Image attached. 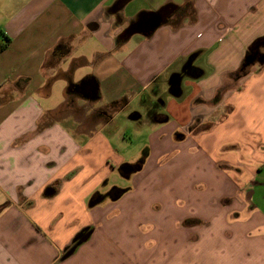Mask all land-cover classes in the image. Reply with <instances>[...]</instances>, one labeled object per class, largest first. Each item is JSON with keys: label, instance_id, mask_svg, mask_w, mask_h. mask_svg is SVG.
I'll list each match as a JSON object with an SVG mask.
<instances>
[{"label": "crops", "instance_id": "1", "mask_svg": "<svg viewBox=\"0 0 264 264\" xmlns=\"http://www.w3.org/2000/svg\"><path fill=\"white\" fill-rule=\"evenodd\" d=\"M164 8L171 14L151 35L122 36ZM263 35L264 0H0V264H264V68L227 85ZM83 85L94 93L77 92ZM135 102L142 110L128 120L138 127L170 125L172 111L186 120L157 137L160 152L191 141L213 166L191 183L196 210L175 218L206 233H170L168 211L142 218L134 201L103 232L85 218L112 194L87 206L108 172L131 179L150 155L125 173L111 145L125 141L116 118ZM202 117L209 129L179 135ZM73 170L94 179L89 189ZM133 222L131 236L114 234ZM144 235L154 248L141 253Z\"/></svg>", "mask_w": 264, "mask_h": 264}, {"label": "rangeland", "instance_id": "2", "mask_svg": "<svg viewBox=\"0 0 264 264\" xmlns=\"http://www.w3.org/2000/svg\"><path fill=\"white\" fill-rule=\"evenodd\" d=\"M263 37L264 35L258 38ZM252 54H257L258 58H261L262 56L264 57V43H260L254 50V52H252ZM262 68H264V63L261 65L258 62L255 66L251 67L247 71V76L257 74ZM239 70L236 71L233 76L230 77V79H228L230 80V83H227V85H229V87L232 86L231 88L234 90L239 87L241 83V77L245 76L244 73H241ZM190 90L191 89H189V91L187 90L189 97L192 94V91ZM171 100L172 99H170V101ZM216 101L220 102V97ZM176 103H178V106H181L180 101H177ZM171 107L172 110H174L175 106L171 105ZM132 108V111L128 110L126 112L119 113L116 118V123L118 125L116 127L120 128V131L122 133H128V135L123 142L111 141L114 155L124 160V164L130 166H141L142 163L139 162V160L143 157L144 150L147 147L151 149L150 155L146 160L143 170L135 173L131 179L123 178L117 171L108 172L106 174L107 176L104 177L102 183H100L95 188L92 195H90L87 206H89L91 198L96 193L99 195V198L101 197V199L103 196L105 197L110 192H112V194L106 196L105 199L101 201V203L95 206V208L91 210L89 209L88 214L85 216V218L88 217L90 220H92L97 230H99L100 228L101 231H99L103 232L110 226V220H113L114 218H117L119 216H125V213L128 212L126 210V204L134 201L136 204L141 205V210L137 208L133 211L139 213V217L148 219L157 216L161 217V219L163 220L165 219V215L168 211L169 220L167 221V225H165L167 231H170V233H175V235H179V232L182 231H185L188 234L193 230V228H181L176 226L175 218L177 214L182 211L186 214H189L190 211L196 210L195 206L193 205L195 203V200L193 199L192 191L193 188H199V186L193 185L191 187V183L195 176H198L201 172H203L204 168L207 170L206 175L208 178V176L210 175V172L208 171L213 170V166H209L208 163L206 165H201L202 163L198 162L199 157L196 156V152H193V149L197 148V146L194 143L192 144L191 141L180 143L172 142L173 145L170 146L171 150H164L162 152L158 150V147L156 145L157 137H167L169 133H172L176 129V127L181 124V121L182 123L186 121L183 118L180 121L177 120V117H182V114L179 115L176 112L172 111L169 112L168 115H166L165 110L164 114L167 117H170V125H157L150 123L144 125V127H138L136 124L138 123V121L130 122L128 120V117L131 113L142 110L141 103L135 102L132 105ZM214 115L216 116H213V119L216 120V118L220 116V112H217ZM187 116H189L190 118V115ZM200 121L201 122H195L191 125H188V127H186L184 130H178L179 135L191 136L201 132H205L213 124L212 123L211 125L208 124L207 126H205L206 123L203 122V117L200 119ZM115 160L116 158L111 159L112 163L110 164L114 165L116 163ZM137 169L138 168L133 169V171ZM73 174L75 175L71 176L74 177V181H77V186L80 189L87 188L88 185L93 184L94 179L90 180L91 176H82V173L79 171L76 172V170H73ZM163 175H168L169 180L164 181L162 177ZM167 186L169 187L165 192L164 188ZM87 189H89V187ZM129 189H131V192L129 191L130 193L128 197H125V199H121L116 202L113 201V196L118 195L116 193L117 191L124 192L125 190ZM195 191L198 192L203 190L195 189ZM161 203L162 207L164 206L166 211H161V213L159 214V212L154 209V205H160ZM166 203L167 205H165ZM167 206H169V210L167 209ZM137 217L138 216H133L135 220L137 219ZM133 224H135V222H133L132 225ZM128 227L129 226L120 225L118 229H115L114 234L131 236L132 234H129L128 230L134 231V225L133 227H131V229H129ZM137 229H140V225L138 224ZM158 229L159 228L156 227L155 231L152 232H158ZM162 230L163 229H161L160 234L162 233ZM201 233H206L205 229L196 227L193 233L190 234H192L193 236H197ZM136 237L138 238L139 252L146 253V251H152L154 246H151V241L155 238L145 235L144 237ZM142 259V257H138L136 264H140Z\"/></svg>", "mask_w": 264, "mask_h": 264}, {"label": "water", "instance_id": "3", "mask_svg": "<svg viewBox=\"0 0 264 264\" xmlns=\"http://www.w3.org/2000/svg\"><path fill=\"white\" fill-rule=\"evenodd\" d=\"M171 11L164 8L156 13L149 14L147 16L141 17L132 27H130L128 30L125 31V33L122 35L124 38H129L135 33H142L144 35H151L159 26L166 23L167 18L170 16ZM257 54H250L246 56L244 59L242 66L240 68V72L244 73V75H247V71L255 66L258 62L260 64L264 63V57L261 58L257 57ZM87 94L90 95L91 93H94L93 90L88 89L86 90ZM140 169V166L137 170ZM89 237L88 235H85L82 237L79 241V244L85 242ZM71 251L69 255L72 253Z\"/></svg>", "mask_w": 264, "mask_h": 264}, {"label": "trees", "instance_id": "4", "mask_svg": "<svg viewBox=\"0 0 264 264\" xmlns=\"http://www.w3.org/2000/svg\"><path fill=\"white\" fill-rule=\"evenodd\" d=\"M4 40L6 41V43H8V41H9L7 38H4ZM260 43H264V37L255 40V41L249 46L248 51H247V53H246V56L252 54V52H254V50L256 49V47H257ZM3 48H4V46H0V51H1ZM138 167H139V166H138ZM138 167H137V168H138ZM114 191H116V190H114ZM116 193H117L118 195H117V196L114 195L115 198H117V197L120 195L121 192H120V191H117ZM93 202H94V201H93Z\"/></svg>", "mask_w": 264, "mask_h": 264}, {"label": "flooded vegetation", "instance_id": "5", "mask_svg": "<svg viewBox=\"0 0 264 264\" xmlns=\"http://www.w3.org/2000/svg\"><path fill=\"white\" fill-rule=\"evenodd\" d=\"M80 89H78L77 90V92H79V93H81V94H83V95H87V96H91V95H88L87 94V92H86V90H85V87H84V85L82 86V87H79ZM158 107V104H154L153 105V108H151V112H152V110H154V109H156ZM102 114H106L105 112H102ZM138 166H136V165H134V166H128V165H125V166H123L122 168H121V171H123V172H125V173H128L129 172V170H133V169H136ZM127 175V174H126ZM121 193L123 192V191H120Z\"/></svg>", "mask_w": 264, "mask_h": 264}]
</instances>
